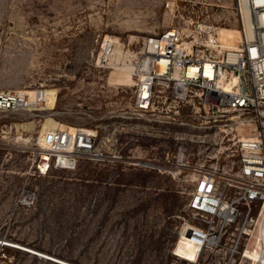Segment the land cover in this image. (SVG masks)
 <instances>
[{
  "label": "rangeland",
  "instance_id": "374dc122",
  "mask_svg": "<svg viewBox=\"0 0 264 264\" xmlns=\"http://www.w3.org/2000/svg\"><path fill=\"white\" fill-rule=\"evenodd\" d=\"M196 23L240 43L234 0H0V94L26 102L0 111V264H257L256 227L236 247L228 228L197 258L180 236L198 223L187 207L191 171L221 172L237 139L216 131L210 144L191 102L136 112L134 79L123 74L143 38ZM106 36L117 45L102 66ZM58 128L94 131L104 159L38 169L40 140Z\"/></svg>",
  "mask_w": 264,
  "mask_h": 264
},
{
  "label": "built area",
  "instance_id": "2783aa9c",
  "mask_svg": "<svg viewBox=\"0 0 264 264\" xmlns=\"http://www.w3.org/2000/svg\"><path fill=\"white\" fill-rule=\"evenodd\" d=\"M234 2L242 25L235 51L218 45L217 28L211 24H191L187 32L172 26L143 38L130 67L136 112H147L159 101L169 100L174 107L191 102L196 105L198 129L214 135L210 144L217 145L216 131L223 138L237 139L225 154L232 162L221 172L205 163L191 171L187 207L198 216V223L185 225L183 232L199 249L196 258L201 250L221 244L230 227L236 232V247L258 224L264 249V0ZM116 45L117 39L106 36L97 62L108 65ZM25 104L20 96L0 94V111ZM245 127L248 133L243 134ZM95 139V132L86 129L47 131L40 140L50 157L45 171L50 165L71 170L80 160L104 159ZM182 147L177 149L178 163L185 154Z\"/></svg>",
  "mask_w": 264,
  "mask_h": 264
},
{
  "label": "bare ground",
  "instance_id": "6f19581e",
  "mask_svg": "<svg viewBox=\"0 0 264 264\" xmlns=\"http://www.w3.org/2000/svg\"><path fill=\"white\" fill-rule=\"evenodd\" d=\"M247 19V25H248V21H249V19L248 18H246ZM217 43H218V45L222 48V49H227V50H229V51H235L237 48H238V44H237V46H229L228 44H227V42H226V40H225V37L223 36V34L220 32V30L217 28ZM126 68V67H125ZM130 72H129V68H127V70H126V72L124 73L123 72V74H125L126 75V77H127V79L130 81V82H132V78H131V74H129ZM35 96V98L37 99V98H39V99H42V100H44L43 98L46 96L45 95V93L44 92H39L38 94H35L34 95ZM181 141H187L186 139H182ZM183 144V143H182ZM181 144V145H182ZM183 153V152H182ZM179 155V153L177 154V156ZM181 156H182V154H181ZM50 162V157L48 156V154L46 153V152H44L42 155H41V157H40V167L42 168V169H45V167L48 165V163ZM185 228V226L183 227V229ZM263 231V230H262ZM261 231V229H260V227L258 226V224H257V231H256V236H257V240H258V244H259V247H258V253H256V256H257V261H255L254 260V262L255 263H257L258 264V262H259V264H264V249H263V247H262V245H261V242H260V238H261V236L263 235L262 232ZM180 236H181V238L183 239V241L185 242V243H187V244H191V242H189V241H187V236H186V234H185V232H183V230H182V232L180 233ZM192 246V245H191ZM199 250V249H198ZM31 253V252H30ZM250 254L251 255H255V252H250ZM247 257H248V255H246ZM250 260H253V259H250ZM191 261V260H190Z\"/></svg>",
  "mask_w": 264,
  "mask_h": 264
},
{
  "label": "water",
  "instance_id": "95a60500",
  "mask_svg": "<svg viewBox=\"0 0 264 264\" xmlns=\"http://www.w3.org/2000/svg\"><path fill=\"white\" fill-rule=\"evenodd\" d=\"M26 252L30 253V251H26ZM31 254H35V253H31Z\"/></svg>",
  "mask_w": 264,
  "mask_h": 264
}]
</instances>
